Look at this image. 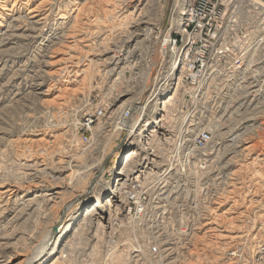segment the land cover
<instances>
[{
  "label": "rangeland",
  "instance_id": "rangeland-1",
  "mask_svg": "<svg viewBox=\"0 0 264 264\" xmlns=\"http://www.w3.org/2000/svg\"><path fill=\"white\" fill-rule=\"evenodd\" d=\"M0 1V263L17 250L14 264H26L56 221L67 220L55 250L39 263L50 264L98 192L103 216L117 214L113 223L87 222L60 264H264V49L242 58L231 51L215 61L192 100V85L177 82V74L161 89L172 54L163 43L180 30L182 1L181 7L178 0ZM255 1L261 0H228L229 13L237 12L249 31L247 46L264 26ZM152 95L159 99L149 100ZM171 96L166 137L173 140L163 139L162 151L204 129L212 134L205 165L191 174L199 187L168 201L153 194L145 217L133 221L115 195L114 154L134 147L138 137L116 132V122L134 105L132 124L146 107L142 124L150 131ZM53 192L62 194L45 212L31 203ZM161 203L166 215L157 209ZM137 239L141 253H134Z\"/></svg>",
  "mask_w": 264,
  "mask_h": 264
},
{
  "label": "built area",
  "instance_id": "built-area-1",
  "mask_svg": "<svg viewBox=\"0 0 264 264\" xmlns=\"http://www.w3.org/2000/svg\"><path fill=\"white\" fill-rule=\"evenodd\" d=\"M182 3L183 10L180 11L179 16L180 30L170 32L163 43L164 48L170 47L172 53L166 67V72L172 67L168 73L171 78L168 77L166 82L175 80L172 76L176 71L177 82L191 84L190 97L192 100H197L201 93L200 85L211 78L208 74L210 66H213L215 61V65L219 64L231 51L242 58L246 57L252 48L264 49V26L257 28L256 34L253 35L255 41L247 46L244 42L249 41V31L241 25L242 21L237 12L229 13L228 0H183ZM256 5L253 6L259 13L260 23L264 25V0ZM260 34H262L261 38ZM173 48H176L177 52L174 59ZM172 60L175 63L172 64ZM133 106L125 110L116 122L120 131L128 132L135 112ZM101 113L102 110L99 111V114ZM85 124L90 126L93 120L87 118ZM170 139L173 140L169 138L166 142L168 143ZM211 143L212 134L207 129L201 131L191 141L184 139L182 142L173 143L172 148L166 153L162 151L163 156L168 158V162L163 167H159L157 162L161 159L146 157V152L141 147L139 154L127 166L128 173L124 175L126 184L123 185V181L118 183L117 178L114 183V185L118 184L122 193L119 197L128 217L133 221L142 220L152 206L151 196L156 193L159 195L163 189L175 191L176 194L194 192L199 184L193 183L196 178L191 174L193 171H199L198 167L205 165L207 156L205 151ZM117 175L119 176L118 173ZM164 217L162 216V219ZM157 250V246L152 248L153 253Z\"/></svg>",
  "mask_w": 264,
  "mask_h": 264
},
{
  "label": "bare ground",
  "instance_id": "bare-ground-1",
  "mask_svg": "<svg viewBox=\"0 0 264 264\" xmlns=\"http://www.w3.org/2000/svg\"><path fill=\"white\" fill-rule=\"evenodd\" d=\"M181 1L183 2V0H178V4H177V6H180L181 7ZM1 2V1H0ZM259 1H255V4L256 3H258ZM183 4V3H182ZM4 6V5H3ZM41 6H43V5H41ZM37 7V6H36ZM34 11H36L35 9L32 11V12H34ZM61 14V13H60ZM60 18H64V16L63 15H61V17ZM47 19V18H46ZM145 21V20H144ZM137 25V24H136ZM76 28V27H75ZM78 28V27H77ZM167 38V37H166ZM63 41V40H62ZM68 41V40H67ZM174 50V49H173ZM165 51V50H164ZM163 51V52H164ZM87 52H89V51H87ZM162 52V53H163ZM177 54V52H175V50L173 51V59H174V57H175V55ZM86 59V58H85ZM173 61V60H172ZM79 62V61H78ZM91 62L92 61H90L89 60V65L91 64ZM172 64L173 63H175V61H173V62H171ZM77 66V65H76ZM74 67V66H73ZM59 68V67H58ZM60 68H62V67H60ZM67 69L68 68H66V67H63L62 69H59V70H61V72L62 71H64L65 72V70L67 71ZM75 69V68H74ZM77 69V68H76ZM87 69V68H86ZM84 70V69H83ZM172 70V67H169V69H168V73H170V71ZM72 71H74V70H72ZM60 72V71H59ZM77 73H79V70L78 71H76ZM75 74V73H74ZM175 74H177V72L175 71L174 73H173V76H172V79H176L175 78ZM226 75V74H225ZM177 76H178V74H177ZM248 76V75H247ZM167 77H169V78H171V76H169V74L167 75ZM39 78V77H38ZM37 78V79H38ZM168 80V79H167ZM166 80V81H167ZM170 80V79H169ZM255 81V80H254ZM257 81V80H256ZM252 83V82H251ZM169 84H170V82L169 83H166L165 84V86L164 87H161V89L163 88V89H167L168 88V86H169ZM37 85V84H36ZM244 86V85H243ZM258 86V85H257ZM254 87V86H253ZM217 90V89H216ZM253 91L255 92V90L253 89ZM259 91H260V89H259ZM216 92V91H215ZM258 92V91H257ZM259 94H260V92H259ZM155 96V97H154ZM250 96V95H249ZM151 97V99H149V100H151L152 101V98H153V100H156L155 98L157 97L158 98V96L157 95H152V96H150ZM149 97V98H150ZM142 98V97H141ZM159 99V98H158ZM173 99V96H171L169 99H167L164 103H163V108L161 109V110H163L165 113L162 115V117H160V118H157L156 119V121H155V123H156V125H155V127L153 128V129H151L149 132L148 131H146V129H147V126H146V124L147 123H145V124H142L143 122H142V116H144L145 115V113H146V109L144 110V108H146V107H142V109H140L141 111H139L137 114V116H135V118H134V121H133V123L131 124V126L128 128V132H132L131 133V135L133 134H135L136 135V137H138V139H137V143H136V146L130 151L129 150V152L127 151V152H125V151H120L121 149L120 148H118V152L116 151L115 152V157H117V159H118V162H119V164H120V166H119V168H120V170L118 171V174L120 173L121 175H119V176H117L116 178H117V182L119 183V182H121V181H123L122 182V184L123 185H125L126 184V182H125V180H124V175H126L127 173H128V168H127V166H128V164L130 163V162H132L133 160H134V158H135V156L136 155H138L139 154V151H140V149H141V147L143 148V150H145V152H146V157H150V158H153V159H155V160H157V158H159V159H162L161 158V154H163L162 153V145L164 144V142H163V139H164V141L166 140H168L169 138H171V137H166V132H168V131H170V123H171V120H169L168 119V113L170 112H168V106H169V103H170V101ZM128 101H129V99H125L124 101H123V103L119 106V108H117V110L118 109H121L122 107H124L127 103H128ZM157 103V102H156ZM160 103V102H159ZM249 103V102H248ZM158 104V103H157ZM237 108V107H236ZM132 109V108H131ZM200 112V111H199ZM240 112V111H239ZM108 115V114H107ZM171 117V116H170ZM193 121V120H192ZM192 122H190V124H191ZM219 124V123H218ZM191 125H193V123L191 124ZM173 126V125H172ZM189 126V125H188ZM170 127V128H169ZM137 128V131H135L134 129H136ZM129 129H130V131H129ZM115 130H116V132H117V130H119V128L116 126V128H115ZM109 132V131H108ZM108 132H106V133H108ZM111 132V131H110ZM127 132V133H128ZM230 132H234V131H230ZM110 134V133H109ZM263 134V133H262ZM93 135V134H92ZM105 135V134H104ZM102 135L101 137H100V142L101 141H103L104 140V138H106V137H108V134L107 135ZM112 135V134H111ZM243 135V134H242ZM157 136H159V139L157 140ZM239 136H240V134H239ZM234 137V136H233ZM241 137V136H240ZM110 138V137H109ZM233 141H236V138L235 139H233ZM130 142V141H129ZM263 142H264V140H263ZM171 143V142H170ZM238 143H240V142H238ZM106 144V143H105ZM264 145V144H263ZM255 146V145H254ZM120 149V150H119ZM138 149V150H137ZM254 149V148H253ZM213 150V149H212ZM122 153V154H121ZM126 153V155L124 156V154ZM123 156V157H122ZM77 157V156H76ZM163 159H165V161H158L157 160V162H158V165H159V167H163V166H165L166 165V163L168 162V158H166L165 156L163 157ZM71 160V159H70ZM221 160V159H220ZM73 161H75V160H73ZM72 161V162H73ZM66 162V161H65ZM71 162V161H70ZM70 162H68L69 164H70ZM255 163V162H254ZM67 164V163H66ZM117 166V165H116ZM263 166V165H262ZM40 169V168H39ZM40 171H43V172H45V170L44 169H40ZM77 172H79V174H80V171L79 170H76ZM72 172H74V170L72 171ZM259 173V172H258ZM72 175H75V173H71ZM209 174V173H208ZM30 175V174H29ZM33 175H34V173H33ZM33 175H32V177H33ZM35 176V175H34ZM38 176V175H37ZM69 176V175H68ZM263 176V175H262ZM119 177V178H118ZM27 178H29V177H27ZM77 178V177H76ZM24 179V178H23ZM29 179H31V178H29ZM74 179V176L72 177V180ZM230 179V178H229ZM34 181V180H33ZM102 183V180H100L99 182H98V184H100V186L102 185V186H104V183L103 184H101ZM12 184V183H11ZM13 185V184H12ZM15 186V185H14ZM100 189V187H98V189H97V191ZM103 189V188H102ZM227 190V189H226ZM6 191H12V192H16L14 189H6L4 192H6ZM114 191H115V195H116V197L118 196V195H122V193H121V191L119 190V187H118V184H116V185H114ZM11 192V193H12ZM61 192H59V193H54L53 192V194L51 193V196H48V195H50V194H48L47 196H45V197H43V198H41L40 197V199L39 198H37L36 196V198H34L32 201H31V203H34V204H36V206H39L38 208L41 210H43L44 212L46 211V210H48V204H51L52 202H55L54 204L56 205V201H57V199H58V197L60 196L59 194H60ZM62 194V193H61ZM174 194H176V192L175 191H172V190H168V189H163L160 193H159V195H161V197L162 196H166V201H168V199H169V197L171 198V197H173V195ZM45 195V194H44ZM39 196V195H38ZM41 196V195H40ZM103 195L102 194H100V193H98L97 192V195H96V197H97V200H95L94 202H93V204L92 205H90V206H88L87 208H85L84 209V211L82 212V216H81V220H80V222H79V224H78V226H76L75 227V229H74V231H73V234L70 236V238L68 239V240H66V244L63 246V248L59 251V253L56 255V257H55V259H53L51 262H50V264H60V263H62V261L63 260H66V257L67 256H65V249H66V247L69 245V244H71L72 243V241L74 240V238L75 237H77L76 236V234L78 235L79 234V231L81 230V229H83V227H84V225L85 224H87V222H90V220L91 221H93V220H97V222H98V224L99 225H102V227H103V225H104V227L106 226L105 225V222H107V225H108V223H113V218L115 217V215H117L116 214V212H113L112 210H110L109 211V218L107 219V217H106V215L105 216H103L104 214V212H103V208L102 207H104V204H103V197H102ZM225 196V195H224ZM11 197V196H10ZM162 199V198H161ZM11 200V199H10ZM64 200V199H63ZM163 200V199H162ZM165 200V199H164ZM228 200V199H227ZM69 201V200H68ZM70 202V201H69ZM106 203H108V201H106ZM109 204V203H108ZM162 204V203H161ZM240 204V203H239ZM27 205H29V204H27ZM31 206V205H30ZM51 206H53V205H51ZM73 206V203L72 202H70L69 204H67V206H66V212H71V208H73L72 207ZM167 203H163L162 204V206H159L158 208H163L164 209V214H167L169 211H167ZM53 208V207H52ZM53 210V209H52ZM212 210V209H211ZM236 210V209H235ZM246 211V210H245ZM52 212V211H51ZM47 214V213H46ZM211 215V214H210ZM45 217V216H44ZM43 218V217H42ZM170 218V217H169ZM47 220V219H46ZM102 220H104L105 222H103ZM107 220V221H106ZM60 221V222H59ZM67 222V220L64 222V220L62 219V220H57L56 221V224H55V226L57 227V230L55 231L54 230V227L52 228H50L47 232H46V234H45V236H44V238H43V241H42V244L37 248V250L34 252V256H31V258H29V259H26L25 261H26V264H39L41 261H43L45 258H47L48 256H50V254H52V252L55 250L54 248H55V243H56V241H57V239L63 234V232H64V230H65V228H66V223ZM168 222V221H167ZM212 222V221H211ZM210 221L208 222H206L205 223V226H207V225H209L210 223H211ZM115 223V222H114ZM110 224V225H111ZM184 231V230H183ZM185 232H187V230L186 231H184V233ZM27 234V233H26ZM151 234V233H150ZM191 234V233H190ZM190 234H188L187 236H189ZM197 234V233H196ZM185 235V234H184ZM169 239V238H168ZM167 239V240H168ZM177 239H179V240H182L183 239V237H180V238H177ZM172 240H174V239H172ZM172 240H168V242H171ZM140 241V240H139ZM138 241V239L135 241V243L137 244V246H136V248L134 249V253H141V252H143V250H144V248H143V246H141L142 244L140 243ZM167 243V242H166ZM39 244V243H38ZM170 244V243H169ZM7 245V244H6ZM62 245V244H61ZM77 245V244H76ZM83 246V245H82ZM132 246H134V244H132ZM2 247H4V246H2ZM10 247V246H9ZM8 247V248H9ZM135 247V246H134ZM142 248V249H141ZM72 249V248H71ZM171 249V248H170ZM19 253V254H18ZM13 255V254H12ZM17 255H20V252H18L17 250H16V253L12 256V258L11 259H9V260H7V261H3V262H1L0 264H14V262H13V260H14V257H16ZM8 256H11L10 254L8 255ZM24 256V255H23ZM64 256H65V259H64ZM135 256H136V254H135ZM138 256V255H137ZM4 257V256H3ZM28 257V256H27ZM26 257V258H27ZM1 258V257H0ZM7 258V257H6ZM25 258V257H24ZM24 258H22V259H24ZM3 260V259H2ZM1 260V261H2ZM24 261V262H25ZM65 262V261H64ZM21 263H22V261H21ZM66 263V262H65ZM64 263V264H65ZM17 264H20V262H18ZM142 264V263H141Z\"/></svg>",
  "mask_w": 264,
  "mask_h": 264
},
{
  "label": "water",
  "instance_id": "water-1",
  "mask_svg": "<svg viewBox=\"0 0 264 264\" xmlns=\"http://www.w3.org/2000/svg\"><path fill=\"white\" fill-rule=\"evenodd\" d=\"M54 230H55V231L57 230V227H56V226L54 227Z\"/></svg>",
  "mask_w": 264,
  "mask_h": 264
}]
</instances>
